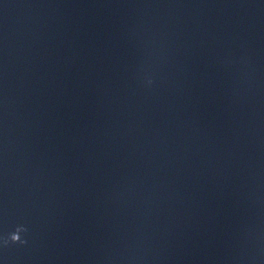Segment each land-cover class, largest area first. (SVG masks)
Listing matches in <instances>:
<instances>
[{"label": "clouds", "instance_id": "9594fccd", "mask_svg": "<svg viewBox=\"0 0 264 264\" xmlns=\"http://www.w3.org/2000/svg\"><path fill=\"white\" fill-rule=\"evenodd\" d=\"M28 229L24 225H18L14 231L7 234L6 237L0 238V245L7 247L9 244L26 245L28 243L26 238H23V234H26Z\"/></svg>", "mask_w": 264, "mask_h": 264}]
</instances>
